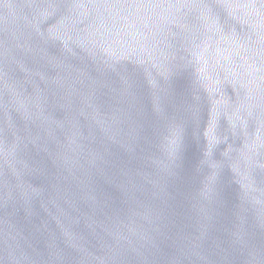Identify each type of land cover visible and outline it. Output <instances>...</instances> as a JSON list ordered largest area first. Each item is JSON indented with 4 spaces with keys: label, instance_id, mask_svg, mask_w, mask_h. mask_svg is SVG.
Wrapping results in <instances>:
<instances>
[{
    "label": "water",
    "instance_id": "1",
    "mask_svg": "<svg viewBox=\"0 0 264 264\" xmlns=\"http://www.w3.org/2000/svg\"><path fill=\"white\" fill-rule=\"evenodd\" d=\"M0 264H264V0H0Z\"/></svg>",
    "mask_w": 264,
    "mask_h": 264
}]
</instances>
